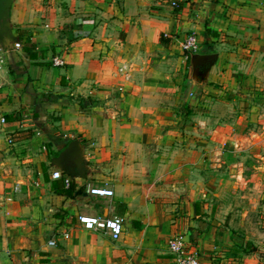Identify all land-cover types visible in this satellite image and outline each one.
Wrapping results in <instances>:
<instances>
[{
  "label": "crops",
  "instance_id": "0c3cea01",
  "mask_svg": "<svg viewBox=\"0 0 264 264\" xmlns=\"http://www.w3.org/2000/svg\"><path fill=\"white\" fill-rule=\"evenodd\" d=\"M9 22L22 48L0 71V264H176L180 236L210 264L209 142L193 132L216 108L194 96L264 59V0H14ZM73 141L84 177L54 163ZM66 177L71 196L54 188ZM80 215L120 216L124 234L83 230Z\"/></svg>",
  "mask_w": 264,
  "mask_h": 264
},
{
  "label": "rangeland",
  "instance_id": "374dc122",
  "mask_svg": "<svg viewBox=\"0 0 264 264\" xmlns=\"http://www.w3.org/2000/svg\"><path fill=\"white\" fill-rule=\"evenodd\" d=\"M235 66L220 93L207 99L199 88L194 96L198 108H216L211 129L193 132L209 142V155L197 167L205 201L215 209L214 247L207 254L210 264H264V59L245 64L242 80Z\"/></svg>",
  "mask_w": 264,
  "mask_h": 264
},
{
  "label": "built area",
  "instance_id": "2783aa9c",
  "mask_svg": "<svg viewBox=\"0 0 264 264\" xmlns=\"http://www.w3.org/2000/svg\"><path fill=\"white\" fill-rule=\"evenodd\" d=\"M173 6L177 3L173 2ZM199 43L196 35L188 36L184 43L183 49L186 52H196L199 50ZM15 49H21L22 44L17 42L14 44ZM10 53V49H6L0 45V71L4 70L7 64V56ZM57 65L61 64L59 61H55ZM11 142V140H10ZM54 179H62V172L55 171L53 173ZM70 177L65 178V184L67 187L70 186ZM19 187L16 186L13 189V193H18ZM91 193L96 196L112 197L114 192L107 188H96L92 189ZM8 200H12V196L8 197ZM78 222L83 230L101 232L108 235L112 240L118 241L124 234V220L120 216L113 217H101L94 215H80ZM51 246L55 245L54 241L50 242ZM168 250L174 257L176 264H202L200 254L198 251L191 249L188 240L183 237H177L169 242Z\"/></svg>",
  "mask_w": 264,
  "mask_h": 264
},
{
  "label": "water",
  "instance_id": "95a60500",
  "mask_svg": "<svg viewBox=\"0 0 264 264\" xmlns=\"http://www.w3.org/2000/svg\"><path fill=\"white\" fill-rule=\"evenodd\" d=\"M14 0H0V45L6 49L14 48L15 38L10 27V8ZM210 57H202L199 61L210 60ZM54 163L71 176L84 177L86 174L83 163L82 149L78 141H73L55 159Z\"/></svg>",
  "mask_w": 264,
  "mask_h": 264
},
{
  "label": "trees",
  "instance_id": "16d2710c",
  "mask_svg": "<svg viewBox=\"0 0 264 264\" xmlns=\"http://www.w3.org/2000/svg\"><path fill=\"white\" fill-rule=\"evenodd\" d=\"M207 32L209 34L212 33V31L209 30V29L207 30ZM54 188L56 189V191H58L60 193H64L67 196H71L73 194V191H74V184H73V182L71 180L70 186L67 187L66 184L63 181H61V182L58 181V182L54 183Z\"/></svg>",
  "mask_w": 264,
  "mask_h": 264
}]
</instances>
